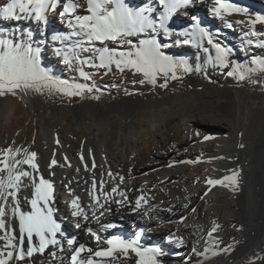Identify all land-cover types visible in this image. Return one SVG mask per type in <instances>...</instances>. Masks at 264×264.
<instances>
[{
  "label": "bare ground",
  "instance_id": "obj_1",
  "mask_svg": "<svg viewBox=\"0 0 264 264\" xmlns=\"http://www.w3.org/2000/svg\"><path fill=\"white\" fill-rule=\"evenodd\" d=\"M5 2L0 0V7ZM126 2L132 7H159L155 0ZM233 2L251 12L264 14V0ZM210 6L211 0H205L180 9L169 21V26L176 31L182 30L190 27L194 23L191 17L196 16L201 26L212 33L215 42L232 49L230 60L251 67L252 58L264 59V47L256 46V37L246 35L251 26L236 23L246 17L233 15L221 20L209 13ZM59 11L58 7L55 12L48 13L47 24L30 20L0 21V31L14 33L20 29L11 37L16 42L22 33L32 32L33 46L40 48L42 66L61 78L75 76L80 79L78 72L69 69L54 53L61 45L52 41V35L69 31ZM77 11L86 14L83 8ZM256 30L264 32V25H256ZM156 38L166 55L184 58L193 69L200 66V71L178 73L182 79L169 80L168 86L161 88L162 76L153 86L138 83L142 77L130 71L121 74L113 67L104 76V69L84 67L92 77L88 84L98 89L92 95H98L99 99L88 98L85 94L83 99L72 104L56 95L31 92L0 97V149L12 147L37 153L40 174L55 186L54 218L78 243L97 247L86 234L87 227L106 239L116 232L125 238H134L142 226L141 243L160 245L168 253L159 258L162 264H185L186 258H190L189 264H197V261L203 264H264L261 259L264 258V73H252L242 81L237 80L226 74L231 66L220 69L205 63L207 55H215L207 41L203 45L209 48L208 54L191 45L177 43L183 37L175 34L169 37L158 32ZM132 39L138 42L137 38ZM248 39L253 40L252 45L246 43ZM259 39L264 40V37ZM106 46L116 51L128 50L127 45L118 46L112 42H106ZM81 57L94 59L91 52L81 53ZM253 91L259 92L261 98L251 95ZM205 136L211 139L205 140ZM241 144L244 147L241 148ZM53 153L58 163L49 170ZM81 155L88 171L81 162ZM66 158L68 163H65ZM185 160L199 162L180 163ZM170 163L172 167L168 166ZM235 170H239L237 190L206 184L209 178L220 179ZM93 178L98 183L103 179L105 190L109 192L117 186L133 204L137 196L146 194L153 208L150 215L157 218L144 217L143 210L134 213L131 205L118 207L108 203L105 209L110 211L100 210L105 211L101 221L117 222L118 227L102 230L100 224L91 219L88 190ZM70 189L72 195H69ZM25 196H31L30 187L20 193L24 210L28 211L30 207L24 201ZM72 196L80 197L90 217L88 222L81 221L80 229L75 227L68 207ZM120 198L115 196V199ZM181 217L185 218L183 223H176ZM213 222L219 227L209 238ZM170 233L181 237L183 245L177 247L167 243L165 237ZM213 239L220 250L229 245L232 248L215 257L209 253L207 260L193 254V248L203 251ZM99 246L107 247L103 243ZM64 247L67 249L66 242ZM60 255L67 259L70 253ZM116 256L118 259L113 264H121L122 258L119 254ZM32 259L34 264L51 261L47 252L44 256L36 254ZM51 264L57 262L51 261ZM126 264H135L134 255Z\"/></svg>",
  "mask_w": 264,
  "mask_h": 264
},
{
  "label": "snow or ice",
  "instance_id": "obj_2",
  "mask_svg": "<svg viewBox=\"0 0 264 264\" xmlns=\"http://www.w3.org/2000/svg\"><path fill=\"white\" fill-rule=\"evenodd\" d=\"M196 2L204 3L205 0H155L158 8L132 7L126 0H83V2L81 0H6L0 7V21L30 20L47 24L48 13L55 12L59 7V17L66 23L69 31L52 35V41L61 45L54 49V53L69 69L76 70L80 79L85 82L92 77L84 71V67L104 69V76L108 75L113 67L121 74L130 71L134 76L142 77L138 83H149L153 86H156L157 78L162 76L164 83L159 85L161 88H166L169 80L182 79V75L178 73L189 74L200 71V66L193 69L184 58L166 55L162 50V44L156 38L158 32H163L169 37L173 34L183 37L182 41L178 39L176 42L191 45L206 54L209 53V48L204 47L203 42L207 41L215 55H207L205 63L220 69L231 66V70L226 73L229 77L242 81L252 73H264V59L252 58L251 67L238 65L236 61L230 60L232 49L215 42L212 33L201 26L196 16L191 17L194 23L182 30L176 31L169 26V21L178 10ZM81 8L86 14L78 13L77 10ZM208 11L213 17L221 20L233 15L246 17V20H237L236 23L251 26V30L246 35L256 37V46L264 47V40L259 39L264 37V32L256 30V25H264V14L251 12L247 7H242L233 0H211ZM19 32L20 29L14 33L0 31V97L6 95L15 97L18 93L27 95L31 92L67 98H84L85 94H88V98L99 99L98 95H92L94 90L98 91L94 85L79 83L75 79H62L42 66L40 48L33 46L32 32L22 33L21 39L16 42L11 37ZM133 37L137 38L138 42H134ZM106 42H112L118 46L127 45L128 50L110 49L106 46ZM246 43L252 45L253 40L248 39ZM87 52H91L94 59L81 57V53ZM204 139L209 140L211 137L205 136ZM240 147L244 145L241 144ZM80 159L84 163L85 171H88L83 155ZM216 159H223V157ZM36 161L37 153L34 151L12 147L0 149V264H21V262L34 264L32 258L36 254L44 256L46 252L51 257V261H56L57 264H113V261L118 259L116 254L122 258L121 264H126L131 255L135 257V264H162L159 258L168 253L160 245L142 244L140 234L134 238L113 235L102 239L95 230L87 227L85 232L97 244L95 249L85 243H78L75 237L68 236L54 218L56 211L52 206L55 200L54 183L40 174ZM198 162V160L180 161L187 164ZM57 163L53 153V158L48 164L49 170L57 166ZM65 163H68L67 158ZM168 166L173 165L170 163ZM95 167L93 162L92 168ZM108 175L111 176L112 173L109 172ZM238 183L239 170L232 171L231 175H225L220 179L206 180L209 186L220 185L231 187L232 190L238 189ZM29 187L31 196H25L24 201L30 210L26 211L21 202L20 193L22 189ZM69 195H72L71 189ZM88 195L91 200V219L100 224L102 230L118 227L116 223L101 221L105 211L100 210L105 209V204L108 203H115L118 207L131 205L134 213H140L143 210L144 217L157 218L150 215L153 208L149 205L146 194L137 196L133 204L117 186H113L110 192L105 190L103 179L98 183L93 178ZM116 195L121 198L115 199ZM68 207L77 229L82 227L81 221L90 220L81 205L79 196H72ZM105 210L110 211V209ZM184 219L181 217L176 223H183ZM218 227L219 225L213 222V227L208 232L209 238L213 237ZM165 241L174 243L177 247L184 243L183 239L175 233L167 235ZM65 242L67 249L64 247ZM101 243L107 247H100ZM205 243L209 244L208 241ZM212 245H215L214 239L203 251L193 248L192 252L207 260L209 253L215 257L221 251L227 253L232 248L229 245L228 248L220 250L218 245L215 247ZM65 252L70 253L67 259L60 255ZM189 260L190 258H186L185 264H189ZM197 264H203V261H197Z\"/></svg>",
  "mask_w": 264,
  "mask_h": 264
},
{
  "label": "rangeland",
  "instance_id": "obj_3",
  "mask_svg": "<svg viewBox=\"0 0 264 264\" xmlns=\"http://www.w3.org/2000/svg\"><path fill=\"white\" fill-rule=\"evenodd\" d=\"M62 79H66V78H62ZM73 79H75L76 82H79V83H88V82H89V81L85 82V81H83V80H81V79H79V78H77V77H75V76L71 77V79H68V80H73ZM89 85H90V84H89ZM251 95H253V96H255V97H258V99L261 98V97L259 96V92H257V91H253V92L251 93ZM56 96H57L58 98L68 99L72 104L77 103V102H79L81 99H83V98H81V97L67 98V97H63V96H60V95H56Z\"/></svg>",
  "mask_w": 264,
  "mask_h": 264
}]
</instances>
